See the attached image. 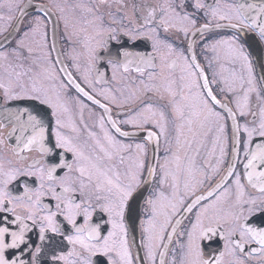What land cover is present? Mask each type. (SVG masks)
Returning a JSON list of instances; mask_svg holds the SVG:
<instances>
[{
	"label": "snow or ice",
	"instance_id": "1",
	"mask_svg": "<svg viewBox=\"0 0 264 264\" xmlns=\"http://www.w3.org/2000/svg\"><path fill=\"white\" fill-rule=\"evenodd\" d=\"M107 4L108 0H98L96 5L49 0V5H37L42 12L33 18L27 31L16 42L11 53L15 62L3 65L4 75L0 76L3 101H37L38 105L50 110L55 128L51 133L54 137L52 143L43 116L24 110L13 115L21 132L30 129L31 134L17 136L15 146L8 143V138L0 136V148L11 153L9 156L0 150V264H26L13 250L25 243V234L35 227L39 228L41 241L51 232L71 245L62 254L57 255L53 251L54 264H100L94 259L98 256L103 257L102 264H133L125 213L129 201L141 186L147 149L144 143H125L120 139L136 135L135 131H122L121 125L144 131L148 141H159L162 137L166 145L163 161H157L156 166L147 165L149 177H156L159 170V188L146 201L149 215L141 226L148 264H156L157 248L163 246L168 249L173 242L177 248L172 250V258L167 264H264V226L252 223L257 214L264 215V172L248 171L255 167L253 162L257 159L264 164V145L259 146V152L251 153L244 173L248 184L258 191V195L245 191L241 175L235 171V162L226 159V117L233 122L234 151L236 144L241 142L238 136L241 128L249 140L254 133L264 137V95L256 85L248 56L232 38L205 45L213 53L218 47L226 48L227 59L233 66L228 77L221 72L218 78L213 72L210 79L200 64L189 63L184 50L175 49L160 31L169 33L174 30L183 33L185 38L190 31L202 36L210 27L208 23L201 29H195L196 21L187 12L177 11L170 0H165L139 18L142 23L138 28H117L114 25L122 22L114 16L111 24L106 26L99 8ZM192 6L205 10V15L213 19L229 21L227 26L239 27L230 23L231 15L222 11L218 4L206 8L201 0H195ZM4 8H7L8 15L0 12V22H4L0 25V32L12 27L13 19L18 24L22 23L21 18L14 17L12 12L19 10L21 16L26 14L20 8L19 0H0V9ZM48 19L52 20L54 30L63 25V38L71 45V51L66 54L71 63L64 66L58 55L57 63L62 65L59 69L44 50ZM240 23L250 27L243 20ZM215 27L225 25L216 24ZM13 31L18 32L19 29L14 28ZM120 32L132 41L150 40L155 54H159L162 48L167 49L166 54L159 56V65L153 62L155 55L138 56L139 64L145 67L137 66V72L143 74L146 68L159 67L160 73L149 71L148 82L141 80L140 86L129 88L127 93L121 88L97 90L91 72L100 59L98 50L103 48L107 51L109 41L117 40ZM260 37L264 39V28ZM194 44L195 40L188 49ZM77 46L81 51H77ZM37 51L42 56L33 58ZM123 55L126 58L123 65L109 60L113 81L117 80L121 68L127 72L128 65L132 63L127 59L131 53L125 51ZM169 55H176L183 61L179 83L172 72L175 65L167 63ZM9 56L7 52H0V61H9ZM25 59H32V64L40 70L26 68ZM192 59L195 60V56ZM82 60L86 67H82ZM236 65L240 71L236 70ZM208 67H212L211 60ZM97 76L104 79L102 72H97ZM213 84L220 85L218 94L223 96V100L218 99V94L211 87ZM150 93L166 103L154 104ZM253 94L257 101L255 107ZM96 96L103 97L108 103L101 104ZM84 98L104 110V114L96 118L99 133L85 121V110L91 113L93 109ZM108 104L118 109L129 106L127 118L114 119ZM217 105L227 110L226 116L216 110ZM25 112L27 119L21 120ZM248 116L252 121L241 126L238 118ZM250 123L254 126L250 127ZM214 129L216 135L211 142V150L198 160L209 133ZM15 131L14 127L13 133ZM243 143L247 147L248 142ZM32 153L35 155L30 156ZM213 157L215 163L212 162ZM221 171L224 175L212 183ZM233 176L234 181L230 179ZM96 212L106 217L105 225L92 222ZM193 212L195 219L190 222V228L178 231V226ZM6 214H11V218ZM177 215L182 219L172 224L173 217ZM27 222H31V227ZM63 222L70 226L71 234L66 233ZM105 226H110L106 232ZM169 227L171 232H168ZM166 238L168 243H165ZM213 238L220 239L222 247L213 252L205 251L203 241ZM40 251L41 248L36 247L33 261ZM159 255L160 264H165L166 252Z\"/></svg>",
	"mask_w": 264,
	"mask_h": 264
},
{
	"label": "flooded vegetation",
	"instance_id": "2",
	"mask_svg": "<svg viewBox=\"0 0 264 264\" xmlns=\"http://www.w3.org/2000/svg\"><path fill=\"white\" fill-rule=\"evenodd\" d=\"M69 3H84L88 5H96L98 4V0H68ZM165 0H108V4L105 6H101L99 8V13L104 16L105 25L111 24L112 17L114 16L116 20L121 21V24L114 25L117 28L123 27L125 29L128 28H138L139 24L142 23V20L139 18L146 15L147 11L150 10L151 7H158L159 4L164 3ZM173 7L176 8L177 11L187 12L192 19L196 21L195 29H201L202 25L208 23L210 27L204 32L201 36L199 33L193 34L192 31L188 33L187 38H185L184 34L181 32L170 31L169 33H164L161 31V36H167L168 41L173 45L175 49L178 51L184 50L185 56L189 58V63H198L205 69V75H207L210 79L212 77L213 72H216L219 78V75L223 74V76L228 77L232 70V65L227 59V49L223 47H218L216 53H213L205 45H210L213 42L221 39H229L232 38L235 40L236 44L243 48V51L249 58V61L252 65L253 76L256 80L257 87L261 90L262 95H264V39L260 37L261 27L259 25V20L262 21L264 27V0H201L203 4H205L206 8L209 6L219 5L222 11L227 12L231 15L232 19L230 21L231 24L239 25L236 28H229V21L226 20H217L213 19L210 15H205V10H197L192 5L195 3V0H170ZM20 8L25 10V15L21 16V12L16 10L11 14L14 17H20L22 23L18 24L15 19L12 20V27H8L7 31L0 32V40L6 37L5 41H0V52H7L10 54L9 61H0V70L4 71L3 65L9 62H15V58L11 56L12 50L16 48V42L23 36L24 31H27L28 25L33 20V18L41 14L42 10L39 7H36L39 4L49 5V0H19ZM183 5V8H181ZM135 6V7H134ZM0 12H3L5 15H8L7 8L0 9ZM111 13V16L109 15ZM243 20L244 23L250 25V27H244L240 21ZM4 22H0V25H3ZM216 24L225 25V27L216 28ZM18 28V32H14L13 29ZM91 31V29H89ZM11 33V35H10ZM195 40V44L189 50L188 45ZM50 54V60L55 63L56 68L59 69L62 67L60 63H57V56L59 55V59L64 61V66H67L71 63L67 59V53L71 51V45H69L66 40L63 38V25L61 24L59 28L54 30L53 22L51 19L47 20V45L44 49ZM77 51H81V49L77 46ZM127 51L132 55L127 57L128 60H131L132 63L128 65L129 70L127 72L123 71V68L120 69V72L117 73V80H112V67L109 64V60H114L121 65L126 62V58L123 53ZM167 49L162 48L159 54L153 53L152 42L147 39H138L132 41L129 37L124 36L123 32L118 34L117 40L109 41L108 50L105 51L103 48L98 50V54L100 59L95 62V68L91 72V78L95 83V87L97 90L112 88L115 90L116 88H121L127 93L129 88H136L140 86V81L144 80L148 82V72L152 71L157 74L160 73V68H146L143 74L136 71V67H145L143 64H139L138 56L151 57L156 56V59L153 61L155 64L159 65L161 60L159 58L160 55L166 54ZM24 55L27 56V52H24ZM42 56L40 51L34 53L33 58ZM195 56V60L192 57ZM207 57V59H206ZM209 60L212 61V67H208ZM23 63L26 68L32 67L34 71H39L35 65L32 64V59H25ZM37 63H41V61H37ZM167 63L174 64L175 66L172 68V72L174 74L175 79L179 83V77L182 75L181 73V65L183 61L177 59L176 55L167 56ZM82 67H86V62L81 61ZM69 71H75L72 68H68ZM236 70L240 71L239 65H236ZM97 72H102L104 74V79H99L97 76ZM166 74V73H165ZM247 75V73H244ZM63 77L64 73H60ZM79 82V81H78ZM159 83V81H156ZM202 82V79H201ZM214 92L218 94V89L220 85L213 84L211 85ZM91 91L90 89H86ZM93 95H95L93 93ZM152 102L154 104H164L166 101H161L155 95L149 94ZM96 99L100 100L101 104H107L108 102L103 99L101 96H96ZM85 103H88L89 106L93 109L90 113L87 109L84 112L85 121L89 124L90 127H93L95 131L99 133V128L96 126V118L97 115H103L104 110L99 107V105H94L91 101H87L86 98ZM218 99L223 100V96L218 94ZM253 107L257 104L255 99V94H253ZM108 107L111 109V115L114 119L123 120L127 118L128 108L126 106L125 109H118L115 105L108 104ZM231 107H235L231 105ZM7 109V110H6ZM32 112L34 115L40 113L44 118V123L46 128H48L49 139L52 143H54V137L51 135L52 130L55 128L54 118L50 115V110H46L44 106L38 105L37 101L29 100V99H20V100H11V101H3L2 94H0V125H3L0 128V136L8 138V143L12 146H15L16 137L17 136H27L31 134V130L29 129L27 132H21L20 126L15 120L14 113L18 111ZM216 110L220 111L222 115L226 116L227 110L221 109L219 105L216 106ZM27 112L21 117V120L27 119ZM248 121H252V117L248 116L246 118H238V123L243 126L244 123ZM226 125V135H227V152L228 155L226 157L227 160L233 161L236 164L235 171L241 175V183L245 186V191L252 195H258V191L251 187L248 184L247 179L244 175L245 173V165L248 163V160L251 159V153L259 152L261 145H264V137L259 136L257 133H254L251 139L247 137V134L242 131L238 133L240 138L239 143L236 144L235 151L233 150V122L231 119L226 117L224 121ZM259 121L257 118L256 125H258ZM250 127L254 126L251 123ZM16 128L15 133H13V128ZM122 131L128 132H136L134 138H120L124 139L125 143H144L147 149L145 159V170L141 175V186L137 189L136 193H134L132 199L129 201V208L125 213V223L129 230V243L130 249L133 254V264H148L147 258L145 256V249L143 247V234H142V222H144L149 215V206L146 201L152 197L154 191L159 188L158 179H159V170H157L156 177H149L147 172V165L152 164L153 166L157 165V161L162 162L163 157L165 155V143L163 138L161 137L159 141L153 139L151 141L147 140V134L144 131H137L132 129L128 125H121ZM10 133H13L9 136ZM216 132L215 129L209 133L206 141L205 147L201 149V155L198 158L202 159L207 156L208 151L211 150L212 140L215 138ZM244 141H247V147H245ZM157 143H159V147H157ZM3 150L5 154L11 156L10 152H7L6 149L0 148ZM248 153V155H246ZM30 156H34L35 153L29 154ZM216 155H219V149L217 148ZM215 163V157L212 160ZM255 167L253 169H248V171L254 172H264V164L261 163L259 159L253 162ZM227 165H225L226 167ZM224 172L221 171L220 174L216 177L212 183H216L220 179V176H223ZM24 179V178H22ZM29 182H31V178H28ZM231 180L234 181L235 177H231ZM233 192L235 191L234 184L232 185ZM199 194V193H197ZM46 202H48L46 200ZM190 202V201H189ZM11 218V214H6ZM182 217L177 215L173 217L172 224H176L177 220H181ZM195 213L193 212L188 219H184L182 224L178 226V231H183L190 228L191 221H194ZM106 217L96 212L93 214V223H100L101 225H105ZM29 226L31 227V222ZM252 223L254 225L264 226V215L257 214ZM62 226L65 228L67 234L70 233V226L66 224V222L62 223ZM110 226H105L106 228ZM13 230L15 226H13ZM171 227L168 228V232H171ZM39 228H31L25 234V243L20 245L19 249L13 250L15 255L19 257L20 260H24L26 264H54L52 253L56 252L57 255L62 254L68 251L71 248V245L67 243L62 237L57 236L51 232L46 234V238L44 241L40 240ZM10 242V238H9ZM165 243H168L167 238L165 239ZM204 250L207 252H213L222 247V241L218 238H213L212 240L203 241ZM256 245H251V247H255ZM36 247H40V253L36 254V258L32 260V254L35 253ZM177 245L175 242L169 245L168 249H165L163 246H160L156 249V264H160L161 257L159 255L160 252H166L164 257L165 264L171 260L173 255V249H176ZM9 255H12V252H9ZM177 257L179 256V251L176 252ZM100 264H102L103 257L94 258ZM255 264V262H252Z\"/></svg>",
	"mask_w": 264,
	"mask_h": 264
},
{
	"label": "water",
	"instance_id": "3",
	"mask_svg": "<svg viewBox=\"0 0 264 264\" xmlns=\"http://www.w3.org/2000/svg\"><path fill=\"white\" fill-rule=\"evenodd\" d=\"M259 25H260L261 28H264L261 20H259ZM229 28H231V27H229ZM5 40H6V37L2 38L0 41L3 42Z\"/></svg>",
	"mask_w": 264,
	"mask_h": 264
},
{
	"label": "rangeland",
	"instance_id": "4",
	"mask_svg": "<svg viewBox=\"0 0 264 264\" xmlns=\"http://www.w3.org/2000/svg\"><path fill=\"white\" fill-rule=\"evenodd\" d=\"M4 75V71L0 70V76Z\"/></svg>",
	"mask_w": 264,
	"mask_h": 264
}]
</instances>
